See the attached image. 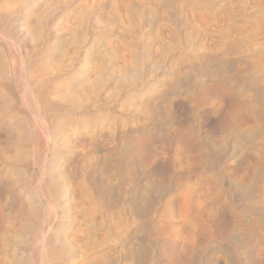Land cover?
Masks as SVG:
<instances>
[{
  "label": "rangeland",
  "instance_id": "rangeland-1",
  "mask_svg": "<svg viewBox=\"0 0 264 264\" xmlns=\"http://www.w3.org/2000/svg\"><path fill=\"white\" fill-rule=\"evenodd\" d=\"M128 3L134 5L137 12ZM51 6L57 7V14ZM1 10L7 11L14 21L18 20L14 22L18 29L10 31L13 39L18 37L16 44L0 34V52L4 51L0 59L5 58L2 59L4 68L8 67L5 75L0 73V147L4 150L0 151V160L6 158L0 161V193H3L0 194V211H3L0 222L3 221L1 225L5 229L2 228L0 235L3 264H39L41 259L44 264H65L60 263L63 258L60 259L62 255L55 247L59 246L58 240L69 235H79L80 239L84 237L83 240L101 246H95V261L88 264H110L113 259L116 260L111 264H138L140 261L139 264H180L181 261L183 264V260L186 264H264V0H170V3L169 0H0ZM41 11L43 17L54 21L52 28L64 30V41L61 39L58 46L45 45L46 40L38 41L35 34L26 30L25 22L35 21ZM79 12L83 17L87 16L86 12L90 16L83 18ZM82 21H86L84 26ZM90 21L95 22V84L102 89L95 94H99L95 97V112H92L95 124L88 121L92 123L90 127L95 126V142L89 147L81 146L70 138L76 134L72 124L75 125L74 120L79 117L63 112L48 115L47 122H54L51 126L58 120L67 129L66 133L49 141L48 135H44L49 133L48 126L35 119L38 111L34 98L26 96L30 106L25 103L28 99H24L23 92L31 73L22 53L29 51L28 57H24L31 60L37 54V66L43 73H39V78L49 79L52 86L58 88L52 96L58 98L64 86L73 88L69 78L80 70H66L68 57L72 55L68 50L83 40L85 44L77 45L81 44L82 54H87L86 32ZM77 23L86 31L74 26ZM20 28L25 30L21 33ZM136 28L140 31L134 35ZM76 32L85 39L78 38ZM73 36L78 41L76 37L72 40ZM32 43L42 50L31 48ZM65 44L69 48L64 47ZM46 46L51 48L47 54ZM27 47L30 50H25ZM55 60L64 64L55 66ZM80 64L77 67L82 71L89 62L82 58ZM57 65L60 70L56 69ZM122 83L127 89L119 87ZM5 84L11 86L10 91ZM15 125H19L18 132ZM20 129H26L25 133ZM92 133L89 130L86 136L91 137ZM15 137L21 142L15 141ZM43 144H47L44 146L48 149ZM51 145L54 151L50 150ZM7 146L9 153L5 152ZM48 180L53 182L48 183ZM44 182L61 185L62 194L66 196L58 212L48 220L52 243L46 246L44 254L54 250L53 259L42 256L40 247L35 244L37 233L26 232V238L22 234L28 231L25 224L33 219L28 216L32 209L39 206L44 212L46 205L39 199L38 187ZM46 184L43 186L47 187ZM62 184L66 185L65 189ZM184 202L188 209L186 205L181 206ZM197 202L203 203L199 207ZM194 204L198 206L193 207ZM24 219L29 221L26 223ZM41 219L44 225L42 216ZM193 237L197 245L192 242ZM15 240L20 243H14ZM187 240L193 245L187 244ZM100 243L104 246L107 243L108 247ZM183 246L188 249L185 251ZM193 246H197L196 250ZM178 250L184 254H179ZM172 255L176 259L179 255V263Z\"/></svg>",
  "mask_w": 264,
  "mask_h": 264
},
{
  "label": "bare ground",
  "instance_id": "bare-ground-1",
  "mask_svg": "<svg viewBox=\"0 0 264 264\" xmlns=\"http://www.w3.org/2000/svg\"><path fill=\"white\" fill-rule=\"evenodd\" d=\"M49 1V0H48ZM55 1H57V0H55ZM126 1V0H125ZM162 1V0H161ZM53 2V1H52ZM51 2V3H52ZM42 3V2H41ZM49 3V2H48ZM48 3H46V4H48ZM159 3H160V1H159ZM169 3H170V0H169ZM44 4V3H43ZM55 4V3H54ZM129 5H131L130 3H128ZM32 5V4H31ZM36 5V4H35ZM39 5H41V4H39ZM49 5H53V4H49ZM56 5V4H55ZM57 5H60V3H59V1H58V3H57ZM125 5V4H124ZM123 5V6H124ZM168 5V4H167ZM30 6V5H29ZM45 6V5H44ZM48 6V5H47ZM126 6V5H125ZM132 6V5H131ZM131 6H126V8L129 10V9H131L130 7ZM151 6V5H150ZM33 7V6H32ZM49 7V6H48ZM48 7H46V8H48ZM53 7H55V6H53ZM52 6H51V8H53ZM59 7V9H60V6H58ZM79 7H81V6H79ZM78 7V9H80ZM134 7V5L132 6V8ZM140 7V6H139ZM142 7V6H141ZM145 7V6H144ZM152 7V6H151ZM35 8V7H34ZM44 8V7H43ZM42 8V9H43ZM45 8V11H47L48 12V9H46ZM50 8V9H51ZM56 8L57 7H55V11H56ZM62 8V7H61ZM136 8V7H135ZM135 8H133V10L135 9ZM143 8V7H142ZM147 8V7H146ZM49 9V10H50ZM58 9V10H59ZM83 9H85L84 7H83ZM82 9V10H83ZM87 9V8H86ZM120 9V8H119ZM123 9V8H122ZM144 9V8H143ZM142 9V10H143ZM152 9V8H151ZM38 10V9H37ZM44 10V9H43ZM60 10H62V9H60ZM68 10V9H67ZM117 10V9H116ZM128 10H126V11H128ZM132 10V9H131ZM131 10L129 11V12H131ZM132 10V11H133ZM136 10V9H135ZM140 10V9H139ZM5 11V10H4ZM4 11H0V29L2 28V31H6L5 33L4 32H0V34H1V36H3L4 38H6V39H8V40H11L14 44H16V42H15V40L18 38L17 36H14L15 37V39H13L10 35V31L11 30H17L16 29V27L14 26V24L16 23V21H18V20H13L12 19V17H11V15L9 14V13H7V11L6 12H4ZM50 11H53L54 12V9L52 10H50ZM81 11V10H80ZM85 11H88V9L87 10H85ZM90 11V10H89ZM125 11V10H124ZM146 11V10H145ZM150 9H149V13H150ZM9 12V11H8ZM44 12V11H43ZM57 12L58 11H56V13L55 14H57ZM63 12V11H62ZM67 12V11H66ZM76 12H77V10H76ZM82 12V11H81ZM93 12V11H92ZM128 12V13H129ZM135 12V11H134ZM136 12H137V10H136ZM141 12V14L143 13V11H140ZM37 13V12H36ZM41 14H38L37 15V17H36V19H35V21H28V22H25L26 24H25V26H26V30H28V31H30L31 33H33V34H35L34 36H37L38 37V41H40V40H42V41H47V44H45V45H57L58 43H60L61 42V39L62 38H64V36L62 35V33H63V31L61 32V30H58L59 28L57 27V26H55V27H57V28H52V23H54V21L51 19V20H49V19H47V17H43L42 16V11L40 12ZM50 13V12H49ZM28 14V13H27ZM34 14V13H33ZM47 14V13H46ZM46 14L44 13V16H46ZM52 15L54 14V13H51ZM76 14V13H75ZM78 14V13H77ZM79 14L83 17V15H82V13H80L79 12ZM79 14L78 15H76V16H79ZM89 14V13H88ZM87 14V12H86V15L87 16H90V14L88 15ZM92 14V13H91ZM29 15V14H28ZM41 15V16H40ZM50 15V14H49ZM63 15V14H62ZM62 15H61V17H62ZM71 15H73V14H70V16ZM84 15H85V13H84ZM32 16V15H31ZM54 16V15H53ZM87 16H84L85 18L87 17ZM139 16H140V14H139ZM138 16V17H139ZM143 16H144V14H143ZM145 16H146V14H145ZM24 17V16H23ZM26 17V16H25ZM29 17H30V15H29ZM28 17V18H29ZM56 17V16H55ZM54 17V18H55ZM60 17V18H61ZM74 17H75V15H74ZM83 17V18H84ZM92 17V16H91ZM137 17V18H138ZM31 18H33V17H31ZM51 18V17H50ZM53 18V19H54ZM72 18V17H71ZM79 18H80V16H79ZM90 18V17H89ZM26 19V18H25ZM59 19V18H58ZM63 19V18H62ZM75 19V18H74ZM88 19V18H87ZM131 19V18H130ZM130 19H128V20H130ZM64 20V19H63ZM72 20H73V18H72ZM78 20V19H77ZM82 19H80V21H81ZM84 20V19H83ZM90 20V19H89ZM121 20V19H120ZM132 20H134L133 18H132ZM139 20H140V17H139ZM139 20H138V22L137 23H139V24H141L140 22H139ZM143 20V19H142ZM142 20H140V21H142ZM22 21H24V19L22 20ZM91 21H93V20H91ZM90 21V25H89V28H88V32H86V33H88V38L86 37V39L88 40V50H87V54L85 55V54H82V53H84V52H82V43H83V40H82V43L81 42H78V43H81V44H79V45H77L78 43H77V41H78V39H77V37L78 38H80L79 36H80V34H79V36L77 35L78 33L76 32V35H77V37L76 36H73V38H72V40L74 39V37H76V39H77V41H75L74 40V42H76L77 44L75 45V46H71V42H73V41H71L70 43H68L71 47L69 48L68 47V44H67V46H66V44L64 45V47L66 46L67 48H69L70 50H68V51H70V53H72V55L70 56L69 54V56L70 57H68V60H69V62L67 63L66 61V63H67V67H66V70L67 71H70V72H73L74 70H80V71H78V72H76L77 74L76 75H74V76H72V74H71V77L69 78V80H70V82H71V86L73 87L72 89H70V88H68V87H66V86H64V89H63V92H61L60 94H58V98H53L52 96H53V94L55 95L56 94V92L58 91H55L56 89H58L57 87H56V89H55V87H54V85L52 86V84H51V81L49 80V79H47L46 81H44L43 80V78L42 79H40L39 77H40V69H39V67L37 66V54H35V59H33V60H31V59H29V58H27L28 56L27 55H29V51H27V52H29V53H27L26 51H25V53H22V54H25L24 56H27V57H24V56H22V58H23V61L26 63V65H27V69H28V73L30 72L31 74H28V73H26V75L28 74V75H31L30 76V80H29V82L26 84V82H24V84H26V91L25 92H23L24 93V96H25V98H24V96H23V98L24 99H28V98H26V96H28V97H30V98H34V103H31V105H33L34 104V106H36L37 107V111H38V113H35L34 115L36 116L35 117V119H39V121H42L43 122V124L45 125V126H48V128H49V133L48 134H46L45 132V134L44 135H48V140L50 141V140H52L54 137H57L59 134L61 135V133L63 134V133H66V131H67V129H65V128H63V125H62V123L63 122H58V120L56 121V123L53 125V126H51L53 123L51 122H49L50 124L48 125V122H47V118H48V115L50 114H54V113H58V112H60L59 114H61V112H63V114L64 113H66V114H76V115H78V117L79 118H76L74 121H75V125H73L72 124V126H73V128L75 129L74 130V133H76V134H74V136L73 137H70V138H73V140H76V141H78V143H81L82 145L81 146H91L94 142H95V126L93 125V127H90V125L93 123V124H95V115L92 113V112H95V97L97 96L98 97V95H95V94H97V93H99V92H97V90L99 89V84H95V65H94V60L95 59H93L94 58V49H93V47H94V44H95V36H94V27H93V25L95 26V24H93V23H95V22H91ZM15 22V23H14ZM62 22V21H61ZM76 22V21H75ZM74 22V23H75ZM78 22V21H77ZM122 22V21H121ZM135 21H132V22H130V23H133V25L135 24L134 23ZM19 23V22H18ZM24 23V22H23ZM57 23H58V21H57ZM56 23V24H57ZM69 23V22H68ZM72 23V25H73V21L71 22ZM70 23V24H71ZM82 23H83V21H82ZM81 23V24H82ZM85 23H86V21H85ZM85 23H83L82 24V26H84V24ZM128 23H129V21H128ZM136 23V24H137ZM52 24V25H51ZM61 25V23H58V25ZM65 24V23H64ZM76 24V23H75ZM74 24V26H80V28H81V30H83L82 29V27H81V25L79 24V23H77L78 25H75ZM18 25V24H17ZM55 25V24H54ZM71 25V26H72ZM131 25V24H130ZM67 26V25H66ZM132 26V25H131ZM138 26V25H137ZM64 27V26H63ZM68 27H69V25H68ZM67 27V28H68ZM134 27V26H133ZM133 27H131V29L133 28ZM66 28V29H67ZM73 28V27H72ZM77 28V27H76ZM85 28V27H84ZM86 28H87V26H86ZM130 28V27H129ZM140 28V27H139ZM22 29H24V28H20V32H21V30ZM55 29H57V30H55ZM63 29H65V28H63ZM71 29V28H70ZM74 29V28H73ZM137 29V28H136ZM25 30V29H24ZM80 30V31H81ZM139 29H137V30H135V32H134V30H133V34L135 33L136 34V32L138 31ZM66 31V30H65ZM76 31V30H75ZM84 31V30H83ZM86 31V30H85ZM84 31V32H85ZM132 31V30H131ZM140 31V30H139ZM19 32V31H18ZM25 32H27V31H25ZM30 32H29V34H30ZM72 32V31H71ZM73 32H74V30H73ZM72 32V33H73ZM14 34H15V32H13ZM12 33V34H13ZM17 33V32H16ZM22 33V32H21ZM69 33V32H68ZM75 33V32H74ZM80 33V32H79ZM139 33V32H138ZM13 34V35H14ZM18 34V33H17ZM32 34V35H33ZM70 34V33H69ZM134 34V35H135ZM19 35V34H18ZM21 35V34H20ZM26 35H27V33H26ZM31 35V34H30ZM67 35V34H66ZM74 35V34H73ZM87 35V34H86ZM133 35V36H134ZM137 35V34H136ZM29 36V35H28ZM21 37H22V35H21ZM30 37V36H29ZM67 37V36H66ZM83 37V36H82ZM81 37V38H82ZM68 38V37H67ZM69 38L71 39V37L69 36ZM80 38V39H81ZM20 39V38H19ZM22 39V38H21ZM32 39V38H31ZM34 39H37V38H34ZM33 39V40H34ZM44 39V40H43ZM69 39V40H70ZM82 39H85V37H83ZM23 40H24V38L22 39V42L21 43H23ZM29 40V39H28ZM32 40V41H33ZM63 40V39H62ZM31 41V40H30ZM35 41V40H34ZM37 41V40H36ZM35 41V42H36ZM38 41H37V43H38ZM64 41V40H63ZM79 41H81V40H79ZM67 42V41H66ZM20 43V44H21ZM34 43V42H33ZM32 43V44H33ZM44 43V42H43ZM19 44V43H18ZM24 44V43H23ZM74 44V43H73ZM83 44H85V41H84V43ZM26 45V44H25ZM27 46H28V44H27ZM58 46V45H57ZM60 46V45H59ZM32 47H34V48H38V47H35V45L33 44V46H31V48ZM47 47V46H46ZM52 47V46H51ZM55 47V46H54ZM63 47V46H62ZM20 48V47H19ZM26 48V47H25ZM28 48L29 47H27V49H25V50H28ZM33 48V49H34ZM57 48V47H56ZM47 49H48V47H47ZM66 49V48H65ZM64 49V50H65ZM20 50H22V49H20ZM19 50V51H20ZM29 50H30V48H29ZM32 50V49H31ZM35 50V49H34ZM36 50H42V49H36ZM51 50V48L50 49H48L47 50V52H45L46 54L48 53V51H50ZM63 50V49H62ZM54 51H56V49H54L53 50V52ZM66 51V50H65ZM65 51H63V52H65ZM84 51V50H83ZM3 53H4V51H2ZM2 52H0V53H2ZM32 52H34L33 50H32ZM35 52H37V51H35ZM41 52V51H40ZM50 53V52H49ZM86 53V52H85ZM32 54V53H31ZM66 54H67V52H66ZM41 55V54H40ZM67 55V56H68ZM1 56H2V54H1ZM5 55H3V57H4ZM49 56V55H48ZM51 56L52 57H54V55L53 54H51ZM63 56V55H62ZM61 56V57H62ZM64 56H65V53H64ZM66 56V57H67ZM32 57V56H31ZM34 57V56H33ZM50 57V56H49ZM48 57V58H49ZM65 57V58H66ZM1 58V57H0ZM39 58V57H38ZM56 58H57V56H56ZM82 58L83 59H85V60H87L88 62H89V65H88V67L84 70H82L81 71V69H78V67H77V65L79 66V65H81L80 64V60H82ZM2 59H5V58H2ZM2 59H0V73L1 74H3V75H5L4 73H5V69L6 68H8V67H6V68H4V62L2 61ZM54 59V58H53ZM62 59L64 60V57H62ZM62 59H60L61 61H62ZM39 61V60H38ZM53 61V60H52ZM40 62V61H39ZM6 63V62H5ZM53 63H54V61H53ZM56 63H58L59 65H60V62H56V60H55V66H56ZM62 64H64L63 62H62ZM61 64V65H62ZM84 64V63H83ZM139 64V63H138ZM138 64H136L135 66H138ZM22 66L21 67H24L23 66V64H21ZM59 65H57L58 66V68H56V69H58V70H60L61 68L59 67ZM60 65V66H61ZM87 65V64H86ZM7 66V65H6ZM65 66V65H64ZM81 67V66H80ZM140 67V66H139ZM25 68V67H24ZM40 68H42V67H40ZM47 67H45V69H46ZM54 68V67H53ZM60 68V69H59ZM101 68V67H100ZM26 69V70H27ZM43 69V68H42ZM45 69H43V70H45ZM48 69V68H47ZM23 71H24V69H22ZM42 70V71H43ZM100 70H102V69H100ZM49 71H51V69L49 70ZM48 71V72H49ZM54 71H55V68H54ZM66 71V72H67ZM47 72V71H46ZM63 72H65V71H63ZM6 73H8L7 72V70H6ZM42 73V72H41ZM45 73V72H44ZM51 73H53L52 71H51ZM50 73V74H51ZM56 73H57V71H56ZM59 73V72H58ZM61 73V72H60ZM25 74V73H24ZM23 74V75H24ZM43 74V73H42ZM69 74V73H68ZM75 74V73H74ZM127 73H126V71H125V75H126ZM9 75V74H8ZM45 75V74H44ZM46 76H48V75H46ZM45 76V77H46ZM51 76V75H50ZM62 76H63V74H62ZM62 76H60V77H62ZM70 76V75H69ZM128 76V75H127ZM127 76H126V78H127ZM1 77V76H0ZM4 78H5V76H3ZM2 77V78H3ZM9 77V76H8ZM7 77V75H6V78H8ZM56 77H58V75L56 76ZM66 77V76H65ZM3 78V79H4ZM28 78V77H27ZM24 79H26V78H24ZM45 79V78H44ZM54 79V78H53ZM58 79H61V78H58ZM98 79V78H97ZM129 79V78H128ZM4 80H7V79H4ZM27 80V79H26ZM98 80H102V79H98ZM97 80V81H98ZM124 80V79H123ZM126 80V79H125ZM61 82H62V80H60ZM134 81H136V80H134ZM138 81L139 80H137V83H138ZM5 82V81H4ZM69 82V81H68ZM125 81H123V83H124ZM126 82H129V81H126ZM120 83V82H119ZM120 84L119 85V87L121 86V87H124V89L126 88L127 89V87L124 85V84ZM134 83V82H133ZM136 83V84H137ZM9 84V83H8ZM8 84H5L6 86L8 85ZM64 84V83H63ZM67 84V83H66ZM130 84V83H129ZM136 84H134V85H136ZM251 84V83H250ZM10 85V84H9ZM8 85V86H9ZM124 85V86H123ZM128 85V84H127ZM132 85V84H131ZM252 85V84H251ZM7 86V90H9L8 88H10V87H8ZM103 86V85H102ZM137 86V85H136ZM255 86V85H254ZM3 87H5L4 86V84H3ZM23 87V88H24ZM62 87V86H61ZM24 88V89H25ZM129 88V87H128ZM55 89V90H54ZM122 89V88H121ZM11 90V89H10ZM9 90V91H10ZM62 90V89H61ZM100 91L102 90V89H99ZM22 98V99H23ZM84 98L87 100V102H85L84 103ZM98 99V98H97ZM29 100L30 99H28V100H25V103H27L28 105H29ZM30 102H32V100L30 101ZM30 106V105H29ZM36 109V108H35ZM0 110H1V108H0ZM3 110V109H2ZM36 111V110H35ZM4 113V112H3ZM65 114V115H66ZM93 114V115H92ZM3 115V114H2ZM57 115V114H56ZM1 116V115H0ZM5 116V115H4ZM3 116V117H4ZM16 117V116H15ZM76 117V116H75ZM71 118V117H70ZM69 118V119H70ZM15 119H17V118H15ZM50 119V118H49ZM54 119H55V117H54ZM54 119H53V121H54ZM74 119V118H73ZM1 120V119H0ZM12 121H13V119H11ZM71 120V119H70ZM12 121H11V123H12ZM15 121V120H14ZM13 121V122H14ZM59 121H61V120H59ZM88 121H92V123H90V122H88ZM31 122V121H30ZM32 122H34V123H36V121L34 120H32ZM73 122V121H72ZM37 123H38V121H37ZM65 123V122H64ZM85 123H88L87 125H85ZM14 124V123H13ZM17 124V123H16ZM32 124V123H31ZM30 124V125H31ZM43 124H41V125H43ZM90 124V125H89ZM12 125V124H11ZM29 125V126H30ZM37 125V124H36ZM39 125H40V123H39ZM40 125V126H41ZM43 125V126H44ZM14 126V125H13ZM16 126L17 125H15V128H16ZM19 126V125H18ZM17 126V132H18V127ZM26 126V125H25ZM28 126V125H27ZM32 126H34L35 127V124L33 125L32 124ZM9 127V126H8ZM38 127V126H37ZM11 128H13V127H11ZM22 128V127H21ZM26 128V127H25ZM30 128V127H29ZM73 128H71V129H73ZM30 129H34V128H30ZM30 129H28V130H30ZM39 129V128H38ZM37 129V130H38ZM44 129V131L45 130H47V128H43ZM42 129V130H43ZM51 129H52V132H51ZM21 130V129H20ZM24 130H26V129H24ZM24 130L22 131L21 130V132L23 133L24 132ZM68 130H70V129H68ZM89 130H92L93 131V133H92V135H91V137H88V136H86V134H87V132L89 131ZM12 131V130H11ZM41 131V130H40ZM48 131V130H47ZM54 131V132H53ZM73 131V130H72ZM20 132V131H19ZM31 132V131H30ZM29 131L27 132L28 133V135H30L29 133H30ZM33 132V134H34V131H32ZM37 132V131H36ZM70 131H68V133H69ZM14 133V132H13ZM25 133V132H24ZM21 134V133H20ZM35 134H39V132L38 133H35ZM69 134H71V133H69ZM17 135V133L15 134V136ZM23 134H21V136H22ZM27 135V134H26ZM41 135V134H40ZM42 135H43V132H42ZM42 136V138L43 137H45V136ZM67 135V134H66ZM24 137H25V135H23ZM34 136V135H33ZM32 136V137H33ZM36 136V135H35ZM68 136V135H67ZM17 137V136H16ZM15 137V141H20L19 139L17 140V138ZM24 137H22V139L24 138ZM28 137V136H27ZM31 137V138H32ZM37 137V136H36ZM35 137V138H36ZM39 137L40 136H38V140H39ZM61 137V136H60ZM18 138H20V135H19V137ZM29 138V137H28ZM58 138V137H57ZM61 138H63V137H61ZM55 139V138H54ZM33 141H34V139H32ZM41 140V139H40ZM45 140V139H44ZM25 141H27V140H25ZM25 141H23V142H25ZM29 141H31L30 139H29ZM32 141V142H33ZM21 142V141H20ZM19 142V143H20ZM22 142V143H23ZM44 142V141H43ZM55 142V141H54ZM14 143V142H13ZM12 143V144H13ZM29 143V142H28ZM35 143H37V141H35ZM34 143V144H35ZM44 143H49V142H44ZM77 143V142H76ZM23 144H27V142L26 143H23ZM33 144V143H32ZM46 144V145H47ZM57 144V143H56ZM20 145V144H19ZM22 145V144H21ZM20 145V146H21ZM35 145H37V144H35ZM40 145H42V144H39V146ZM45 144H43V146H44ZM45 145V146H46ZM78 145H80V144H78ZM195 145H196V143H195ZM17 146V145H16ZM16 146H15V144H14V147L16 148ZM27 146V145H26ZM25 146V147H26ZM30 146V145H29ZM44 146V147H45ZM59 146V145H58ZM58 146H57V148H58ZM22 147V146H21ZM31 147V146H30ZM29 147V148H30ZM35 147V146H34ZM47 147V146H46ZM45 147V148H46ZM49 147V146H48ZM64 147H66V146H64ZM198 147H199V145H198ZM5 148V147H4ZM8 148V146L5 148V152H7L6 151V149ZM15 148H13V149H15ZM17 148H19V147H17ZM23 148L24 147H22V150H23ZM33 148V147H32ZM38 148V147H37ZM40 148V147H39ZM50 148V147H49ZM53 148H56V147H53ZM61 148V147H60ZM197 148V147H196ZM36 149V148H35ZM34 149V150H35ZM46 149H48V148H46ZM198 149V148H197ZM2 149H1V147H0V151H1ZM8 151H9V149H7ZM16 150V149H15ZM19 150V149H18ZM18 150H16V152H20V151H18ZM38 150V149H37ZM50 150H52V145H51V149ZM56 150V149H55ZM58 150H59V148H58ZM4 150H2V152H3ZM14 151V150H13ZM23 151H25V150H23ZM52 151H54V150H52ZM1 152V153H2ZM16 152H15V154H16ZM34 152V151H33ZM40 152V151H39ZM43 151H41V153H42ZM58 152V151H57ZM198 152V151H197ZM7 153H9V152H7ZM36 153H38V152H36ZM53 153V152H52ZM55 153H56V151H55ZM3 154H5V153H3ZM13 154V153H12ZM39 154V153H38ZM59 154V153H58ZM9 154H7V156H8ZM17 155V154H16ZM15 155V156H16ZM39 155H41V154H39ZM39 155H37L38 157H39ZM46 155V154H45ZM60 155H61V153H60ZM3 156V155H2ZM59 156V155H58ZM195 156V155H194ZM197 156L199 157V155L197 154ZM1 157V156H0ZM4 157H6V155H4ZM8 157H10V156H8ZM13 158H14V155L12 156ZM17 157V156H16ZM52 157V156H51ZM66 157V156H65ZM71 157V156H70ZM18 158H19V156H18ZM67 158V157H66ZM65 158V159H66ZM195 158V157H194ZM201 158V157H200ZM4 159V158H3ZM3 159H1L0 161H2ZM9 159H12V158H9ZM54 159V158H53ZM52 159V160H53ZM197 159V158H196ZM5 161H6V158L4 159ZM16 160V159H15ZM14 160V161H15ZM56 160V159H55ZM54 160V161H55ZM195 160V159H194ZM198 160V159H197ZM12 161H13V159H12ZM11 161V162H12ZM20 161H22V159L20 160ZM71 161V160H70ZM199 161V160H198ZM202 161V160H201ZM200 161V162H201ZM66 162V161H65ZM197 162V161H196ZM199 162V163H200ZM23 163V162H22ZM70 163V162H69ZM68 163V164H69ZM14 164H18V163H14ZM41 164V163H40ZM52 164H54V162L52 163ZM51 164V165H52ZM67 163H66V165H68ZM19 165H21V164H19ZM41 166V165H40ZM65 166V165H64ZM195 166H196V164H195ZM42 167V166H41ZM40 167V168H41ZM68 168H69V166H67ZM196 167H198V165L196 166ZM43 168V167H42ZM55 168V167H54ZM58 168V167H57ZM56 168V169H57ZM66 168V167H65ZM56 169H55V171H56ZM52 170H53V168H52ZM1 171V170H0ZM68 171V170H67ZM66 171V172H67ZM52 172V171H51ZM42 173V172H41ZM57 173V172H56ZM68 173V172H67ZM66 173V174H67ZM57 175V174H56ZM47 177H48V175H47ZM1 178V177H0ZM41 178V177H40ZM49 178V177H48ZM55 178V177H54ZM209 178H211V177H209ZM208 178V179H209ZM51 180V179H50ZM50 180H48L47 182L49 183V181ZM54 180H56V179H54ZM41 182V181H40ZM39 181H37V183H40ZM42 182H43V179H42ZM46 182V181H45ZM44 182V184H46ZM50 182H53V180L52 181H50ZM56 182V181H55ZM47 183V184H48ZM43 184V183H42ZM43 184V185H44ZM46 184V185H47ZM215 184V183H214ZM37 185V184H36ZM43 185H41V186H39L38 185V187L40 188V192H41V195H40V193H39V199H40V201H41V203H42V205L44 204V205H46L45 206V209H44V212H42V211H40L39 209H38V207H37V204L39 203H37L36 204V206H35V204H34V207H37V208H33L32 206H30V207H32L33 209H32V212H31V216L30 215H28L29 217H32L33 219L31 220V218H30V220H31V222L30 223H27V220H25L26 219V217H24L25 216V212L26 211H29V210H26V211H24L23 213H25L24 214V216H22L23 218H25L24 220L26 221V223L28 224H25L24 226H25V229L26 230H28V231H25V232H21L22 234H24V233H26V232H35V233H37V234H35V244L37 245V246H39L40 247V251L42 252V256L43 257H45V256H48V257H50V259H53V257L54 256H56V254L55 253H52V252H54V250L52 251V252H49L50 254H48V253H46V254H44V252L46 251V246H48L49 244H51L52 242L49 240V237L51 236V235H49L50 234V230H51V226H50V224L48 223L49 221L48 220H50V218H52L51 216L54 214V213H57L58 212V209H59V207H61L60 205H61V202H62V199H63V196H65V194L63 195L62 194V189H61V185H57L56 183H52V184H49V185H47V187L45 186H43ZM63 185V184H62ZM1 186V185H0ZM64 186V185H63ZM66 186V185H65ZM65 186H64V188L63 189H65ZM37 187V186H36ZM12 188V187H11ZM10 188V190H12ZM9 189V188H8ZM39 190V189H38ZM7 191V190H6ZM8 192V191H7ZM2 193V192H1ZM0 193V194H1ZM10 193H13V191H10ZM10 193H8V194H10ZM64 193V192H63ZM3 194V193H2ZM36 194V193H35ZM11 195V194H10ZM37 195V194H36ZM35 195V196H36ZM67 195H69V194H67ZM74 196V195H73ZM66 197V196H65ZM219 197V196H218ZM218 197H216V198H218ZM32 198V197H31ZM36 198V197H35ZM35 198H34V200H35ZM216 198H215V200H216ZM221 198V197H220ZM220 198H219V200H220ZM38 199V198H37ZM68 199V198H67ZM68 201V200H67ZM200 201V200H199ZM34 202H36V201H34ZM40 203V204H41ZM67 203H69V202H67ZM196 203V202H195ZM198 203V202H197ZM203 203V202H202ZM201 203V204H202ZM183 204V203H182ZM200 204V205H201ZM30 205H32V204H30ZM39 205V204H38ZM67 205V204H66ZM186 205V208H187V204H185V202H184V205H181V206H185ZM195 205V206H194ZM194 205H192L193 207H197L198 205H199V203H198V205L197 204H194ZM197 205V206H196ZM200 205H199V207H200ZM2 206V205H1ZM63 206V205H62ZM67 207V206H66ZM198 207V208H199ZM3 208V207H2ZM41 208H44L43 206L41 207ZM1 209V208H0ZM28 209V208H27ZM30 209V208H29ZM181 209H184V208H182L181 207ZM188 209V208H187ZM187 209H186V211H187ZM31 210V209H30ZM198 210V209H197ZM199 210H201V209H199ZM39 211L40 212H42L43 214L41 215V214H39ZM183 211H185V210H183ZM196 211V210H195ZM3 212V211H2ZM1 211H0V213H2ZM198 212V211H197ZM28 214H29V212H28ZM3 214H0V216H2ZM27 215V214H26ZM41 216L43 217V219H44V225H42L41 224V222H42V219H41ZM56 216V215H55ZM29 217H27V218H29ZM23 218H21V219H23ZM20 219V220H21ZM40 219H41V222H40ZM4 220V219H3ZM1 221V220H0ZM22 221V220H21ZM29 221V220H28ZM52 221V220H51ZM3 222V221H2ZM2 222H0V235H1V232H2V225L1 224H3ZM24 222V221H23ZM50 223H52V222H50ZM22 224V223H21ZM46 224H48V226H47V228H46ZM24 226H22L23 228H24ZM21 227V226H20ZM19 227V228H20ZM22 227H21V229H22ZM43 227V228H42ZM4 229V228H3ZM24 229V230H25ZM54 229H56V228H54ZM5 230V229H4ZM57 230V229H56ZM19 232H20V230H19ZM51 232H53V231H51ZM30 234V233H29ZM28 234V235H29ZM32 234V233H31ZM31 234H30V236H31ZM37 235V236H36ZM55 235V234H54ZM18 236V235H17ZM19 236H21V235H19ZM25 236H27V234L25 235L24 234V237ZM29 236V237H30ZM34 236V235H33ZM65 236V235H64ZM81 236V235H80ZM86 236H89V235H86ZM104 236V235H103ZM122 236V235H121ZM131 236V235H130ZM174 236H176V235H174ZM180 237H181V235H179ZM189 238H190V236L189 235H187ZM186 236V237H187ZM228 236V235H227ZM2 237V236H1ZM4 237V236H3ZM22 237H23V235H22ZM23 237V238H24ZM28 237V236H27ZM66 237H67V235H66ZM126 237V236H125ZM125 237H124V239H125ZM179 237V238H180ZM185 237V238H186ZM187 237V238H188ZM192 237V236H191ZM194 237H195V235H194ZM193 237V239H191V240H193L192 242L194 243V242H196V240H195V238ZM17 238V237H16ZM26 238V237H25ZM61 238V237H60ZM84 238V237H83ZM83 238L82 239H80V237H79V235H69L66 239H62V240H58L57 241V243H58V245L59 246H56L55 247V249H58V250H55V251H59V252H57V253H60L62 256L60 257V259L61 258H63L62 260L63 261H61L60 263H62V262H64L65 264H88V263H90V262H94L95 261V252H96V249H95V244H96V242L95 243H90V242H88L87 240H83ZM178 238V237H177ZM184 238V240H186ZM222 238V237H221ZM223 238H224V236H223ZM231 238V237H230ZM3 239V238H2ZM20 239H22V238H20ZM51 239V238H50ZM52 239H54V238H52ZM127 239H128V237H127ZM226 239V238H225ZM17 240H19V239H17ZM17 240H15L14 241V243L17 241ZM24 240V239H23ZM29 240H30V238H29ZM32 240V239H31ZM30 240V241H31ZM104 240V239H103ZM102 240V241H103ZM106 240V239H105ZM104 240V241H105ZM198 240V239H197ZM231 240V239H230ZM230 240H228V241H230ZM232 240H233V238H232ZM231 240V241H232ZM2 241V240H1ZM0 241V242H1ZM20 241V240H19ZM84 241V242H83ZM128 241V240H127ZM188 241V240H187ZM189 241H190V239H189ZM189 241L187 242V244L189 243ZM7 242V241H6ZM22 242V241H21ZM24 242V241H23ZM28 242V241H27ZM34 242V241H33ZM32 242V243H33ZM51 242V243H50ZM54 243H55V241H53ZM185 242V241H184ZM191 242V241H190ZM199 242V241H198ZM222 242V241H221ZM233 242V241H232ZM260 242V241H259ZM2 243H3V241H2ZM18 242H16V244H17ZM20 243V242H19ZM18 243V244H19ZM25 243V242H24ZM56 243V244H57ZM98 243V242H97ZM5 244V243H4ZM101 245H102V247L104 246V243H100ZM124 244V243H123ZM185 244H186V242H185ZM187 244L186 245H184V246H187ZM190 244V243H189ZM192 244V243H191ZM190 244V245H191ZM196 245H197V242L195 243ZM33 245V244H32ZM35 245V246H36ZM126 245V244H125ZM127 245H128V243H127ZM126 245V246H127ZM173 245V244H172ZM193 245V244H192ZM191 245V246H192ZM0 246H1V243H0ZM97 246H100V245H97ZM97 246H96V248H97ZM106 246H107V243H106ZM106 246H104V247H106ZM183 246V248H184V250L186 251V249H188V248H185ZM195 246V245H194ZM193 246V247H194ZM49 247V246H48ZM101 247V246H100ZM108 247V246H107ZM109 247H110V245H109ZM190 247V246H189ZM197 247V246H196ZM196 247H194L193 249H195L196 250ZM53 248V247H52ZM112 248H114V245H113V247ZM123 248H124V246H123ZM126 248V247H125ZM124 248V249H125ZM170 248H171V246H170ZM173 248H174V246H173ZM177 248V247H176ZM183 248H182V250H183ZM2 249V248H1ZM0 249V250H1ZM49 249V248H48ZM100 249H102V248H100ZM116 249V248H115ZM191 249H192V247H191ZM38 250V249H37ZM52 250V249H51ZM99 250V249H98ZM108 250V252H109V250L110 249H107ZM170 250V249H169ZM173 250V249H172ZM181 250V251H182ZM183 250V251H184ZM100 251V250H99ZM101 251H103L104 252V248L101 250ZM100 251V252H101ZM111 251V250H110ZM117 251V250H116ZM128 251H129V249H128ZM174 251V250H173ZM172 251V252H173ZM180 250H178V252H179ZM180 251V252H181ZM189 251H190V253H192L191 252V250L189 249ZM48 252V251H47ZM99 252V253H100ZM107 252V251H106ZM106 252H104V253H106ZM112 252V251H111ZM120 252H121V249H120ZM126 252V251H125ZM130 252V251H129ZM129 252H127L128 253V255H129ZM132 252V251H131ZM171 252V253H172ZM178 252H176L177 254H178ZM98 253V254H99ZM194 253V252H193ZM235 253V252H234ZM233 253V254H234ZM1 254V253H0ZM39 254V253H38ZM55 254V255H54ZM103 254V253H102ZM101 253H100V255H102ZM110 254V253H109ZM109 254H108V256H109ZM179 254H184V253H179ZM189 254V253H188ZM2 255V254H1ZM59 255V254H58ZM57 255V256H58ZM111 255V254H110ZM121 255V254H120ZM126 255V254H125ZM132 255V254H131ZM131 255H129V256H131ZM168 255V254H167ZM170 255V254H169ZM168 255V256H169ZM174 255H175V253H174ZM174 255H172V257H173V259L175 258L174 257ZM190 255V254H189ZM41 256V258H43ZM60 256V255H59ZM106 256V255H105ZM104 256V257H105ZM115 256V255H114ZM118 256V255H117ZM116 256V257H117ZM122 256H124L123 254H122ZM179 256V255H178ZM178 256H177V261L176 262H178ZM191 256V255H190ZM231 256H233V255H231ZM234 256H238V254L237 255H235L234 254ZM125 257V256H124ZM186 257H188V255L186 256ZM106 258V257H105ZM126 258H128V259H130L129 257H126ZM133 258V257H132ZM135 258V257H134ZM180 258V257H179ZM185 258V257H184ZM189 258V257H188ZM237 258V257H236ZM16 259V258H15ZM19 259V258H18ZM44 259V258H43ZM54 259H57V257H55ZM97 260H98V258H96ZM102 259V258H101ZM107 259H110V258H107ZM113 259V258H112ZM138 259V258H137ZM171 259V258H170ZM4 260V259H3ZM3 260H2V257H0V264H3L2 262H3ZM20 261L22 260V259H19ZM42 260V259H41ZM40 260V263L39 264H44V261L42 260L41 261ZM47 260V259H46ZM57 260H59V259H57ZM113 260H116V259H113ZM112 260V261H113ZM119 260V259H118ZM124 260V259H123ZM126 260V259H125ZM131 260H133V259H130V261ZM185 260H186V258H185ZM234 260H236V259H234ZM233 260V261H234ZM47 261H49V259L47 260ZM53 261H55V260H53ZM53 261H50V262H53ZM111 261V262H112ZM120 261V260H119ZM129 261V262H130ZM135 261H136V259H135ZM134 261V262H135ZM138 261V260H137ZM137 261H136V263H137ZM142 261H144V260H142ZM175 261V260H174ZM14 262V261H13ZM12 262V263H13ZM17 262V261H16ZM22 262V261H21ZM111 262H110V264H111ZM115 262H117V261H115ZM141 262V261H140ZM139 262V263H140ZM225 262H227V261H225ZM236 262V261H235ZM17 263H20V262H17ZM36 262H34V264H35ZM49 263V262H48ZM96 263H98L97 261H96ZM100 263V262H99ZM102 264H103V262H101ZM100 263V264H101ZM114 263V262H113ZM125 263H127L126 261H125ZM138 263V264H139ZM170 263H171V261H170ZM175 263V262H174ZM179 263V262H178ZM181 263H182V261H181ZM180 263V264H181ZM15 264V263H14ZM50 264V263H49ZM131 264H135V263H131ZM173 264V263H172ZM176 264V263H175ZM183 264H186V262L184 263V260H183ZM227 264V263H226ZM236 264V263H235ZM238 264V263H237Z\"/></svg>",
  "mask_w": 264,
  "mask_h": 264
}]
</instances>
